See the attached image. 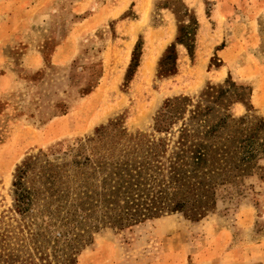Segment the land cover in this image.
Wrapping results in <instances>:
<instances>
[{
	"label": "rangeland",
	"instance_id": "374dc122",
	"mask_svg": "<svg viewBox=\"0 0 264 264\" xmlns=\"http://www.w3.org/2000/svg\"><path fill=\"white\" fill-rule=\"evenodd\" d=\"M214 85L226 91L203 106L209 123L227 115L219 133L264 120V0H0V252L17 264H264V150L199 218L119 224L84 203L102 189L98 160L133 159L140 132L165 134L167 100Z\"/></svg>",
	"mask_w": 264,
	"mask_h": 264
},
{
	"label": "trees",
	"instance_id": "16d2710c",
	"mask_svg": "<svg viewBox=\"0 0 264 264\" xmlns=\"http://www.w3.org/2000/svg\"><path fill=\"white\" fill-rule=\"evenodd\" d=\"M171 54L172 50L167 56ZM137 61L135 49L130 69ZM172 69L173 66H161L163 71ZM225 91L224 86L214 85L197 98L178 96L167 100L157 118V130L165 132L163 136L150 139L148 133L140 132L137 137L147 138V148L133 153V159L119 160L111 166L104 158L98 160L95 166L103 173L102 189L86 191L85 198L90 202L84 203L90 205L86 208L88 212L92 214L95 208H100L103 221L123 224L175 211L199 218L214 208L219 187L243 172L264 150L263 119H256L244 129L224 133L219 130L227 126V115L209 123L207 116L213 105L203 103L214 98L215 93L219 97ZM179 121L180 125L175 127ZM28 166L29 163L18 169L14 181L19 205L31 201V192L24 188L23 182ZM35 248L40 252V245ZM33 256L29 255L30 263ZM17 257L0 252V264H17ZM20 262L28 264L24 259Z\"/></svg>",
	"mask_w": 264,
	"mask_h": 264
}]
</instances>
